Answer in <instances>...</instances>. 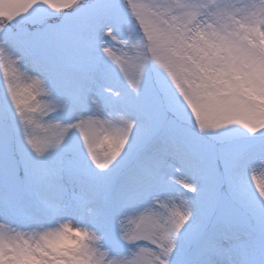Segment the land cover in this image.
<instances>
[{
	"label": "snow or ice",
	"instance_id": "1",
	"mask_svg": "<svg viewBox=\"0 0 264 264\" xmlns=\"http://www.w3.org/2000/svg\"><path fill=\"white\" fill-rule=\"evenodd\" d=\"M0 264H264V0H0Z\"/></svg>",
	"mask_w": 264,
	"mask_h": 264
}]
</instances>
